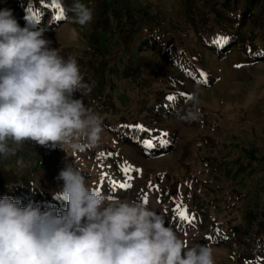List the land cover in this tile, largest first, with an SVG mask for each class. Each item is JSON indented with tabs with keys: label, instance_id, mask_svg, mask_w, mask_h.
<instances>
[{
	"label": "rangeland",
	"instance_id": "374dc122",
	"mask_svg": "<svg viewBox=\"0 0 264 264\" xmlns=\"http://www.w3.org/2000/svg\"><path fill=\"white\" fill-rule=\"evenodd\" d=\"M113 1L79 0L93 12L92 21L80 25L72 12L60 20L56 15L33 23L22 0H0V8L12 9L21 27L27 26L23 23L25 11L30 30L45 28L53 48L77 59L88 90H96L90 87L97 84L102 90H113L114 75L123 65L131 66L129 79L125 74L120 76L121 94L115 98L117 107L122 103L130 106L123 107L129 109L125 113L112 107L110 94L100 106L88 105V94L74 93L102 117L104 131L98 147L74 155L58 146L43 150L23 145L14 156L0 157L5 168L0 171L2 181L10 178L13 183L42 185L45 193L57 188L59 192L63 182L56 177L66 163L75 160L89 185L98 188L105 171L110 179L124 182L127 176L119 169L127 162L142 170V174H130L132 187L117 188L113 193L109 180L103 193L142 201L147 194V206L163 215L166 226L189 246L199 243L213 249L215 264H264V245L259 242L255 246L257 224L264 223V55L260 56L264 53V0H255L250 10L254 17L249 23L242 21L235 45L216 55L200 31L205 30L201 20L221 0H117L112 9ZM75 2L56 3L65 12ZM36 5L31 1V8ZM134 13L139 19L143 14L153 19V27L167 43L161 40L160 49L151 47L143 34L147 30L131 35L128 30ZM120 26L123 30L118 31ZM246 48L254 52L246 54ZM201 71L206 73L207 83L202 82ZM197 89L200 118L179 120L178 113L183 115L193 108L191 100L180 94L191 96ZM169 95L175 96L178 104L161 116L163 122H152L157 135L167 133L163 139L169 141V147L146 154L143 145L122 141L115 125L128 121L143 125L146 113L158 112L161 103H171ZM129 112L133 114L130 119ZM100 151L119 155L106 157L102 169ZM149 182L159 185V191L149 189ZM176 203L195 214L193 224L179 220L173 211Z\"/></svg>",
	"mask_w": 264,
	"mask_h": 264
},
{
	"label": "clouds",
	"instance_id": "9594fccd",
	"mask_svg": "<svg viewBox=\"0 0 264 264\" xmlns=\"http://www.w3.org/2000/svg\"><path fill=\"white\" fill-rule=\"evenodd\" d=\"M66 12L80 25L93 19L79 0ZM45 33L21 27L12 9L0 8V157L27 141L74 155L101 143L102 117L74 97L88 90L77 59L61 55ZM198 92L179 120L200 118ZM56 179L63 182L56 194L67 205L62 211L0 198V264H215L209 245L189 246L142 200L90 186L75 160Z\"/></svg>",
	"mask_w": 264,
	"mask_h": 264
},
{
	"label": "trees",
	"instance_id": "16d2710c",
	"mask_svg": "<svg viewBox=\"0 0 264 264\" xmlns=\"http://www.w3.org/2000/svg\"><path fill=\"white\" fill-rule=\"evenodd\" d=\"M25 1L23 2L22 0V2L24 3L23 7L27 6V8H30L32 12V16H35V19H31V22L33 23H38V22L40 23L45 17H51V16L55 17L56 15L59 14V10L53 7L54 0H25ZM31 1L36 2L37 3L36 6L38 7L35 6L31 8ZM58 1L59 0H55V3ZM116 2L117 0H114L113 2H111L110 7L113 6L112 9H114V7L117 6ZM254 3H255V0H221L220 2H217L212 6L215 8V10L209 11V13L207 14V17L205 16V18L201 20L202 26L205 30H207V32L205 30L200 31L201 37H203V39L208 43L206 45L214 48L215 51H213L212 55H216V53L220 52L221 49L223 48H229L230 46L233 47L235 45L236 40L238 38L237 33H238V30L242 26L241 25L242 21L249 23L252 21V17H254L253 14L250 13V10L253 9ZM21 10L23 12V10L25 9L22 8ZM29 14L31 15V13ZM24 17L25 19L23 23L27 25L29 28L30 23H29V20L27 21L25 11H24ZM142 17L143 18L139 19L138 15L134 13V18H131V24H130L131 26L128 32L131 35H137V34H141L144 30H147V31H144L143 34L146 33L147 35L146 37L147 39L150 40L151 44L153 42L152 45L149 42L150 46L157 47L156 49H160L159 44L167 43V40L166 39L162 40L159 37V29L157 27L156 28L153 27V25H155L153 19L149 18L147 14H143ZM237 22L239 24L238 26H236ZM121 28L122 27L120 26V27H117L116 29H118V31H121ZM219 37H226L227 40L225 42H220L217 39ZM161 40H162V43H161ZM198 46H200V43L198 44ZM251 52H254V51L248 52V49L246 48V54H249ZM261 55H264V53H261L260 56ZM132 61H130L129 64L135 63ZM125 65H123V68L119 70L120 72H117V74L114 75L115 77L112 76L114 77V79L116 78L113 83V85L115 86L113 90L111 91L107 89L102 90L98 88V84L97 86L92 85V87H90V88L95 87L96 90L94 91L88 90L87 92L88 95L87 94H86L87 96L84 95L86 99L89 100L88 105H93L94 103H97V105H100V106L105 105L104 104L105 102L103 103V101H105V99H107L108 94H110L109 97L111 99H114V100H109L112 107H116V109L120 113H125L126 111H129V109H123V107H126V108L130 107L129 105H126L125 103L121 102L122 103L121 107L120 106L117 107L115 104V98L118 99L117 93L118 92L120 93V90L118 88L120 86L119 84L122 81L120 76L123 75L125 77L126 75V79L130 78V76H128L127 74L128 72H130L131 66L130 65L125 66ZM196 73L198 74L197 71ZM99 98H101L102 102L101 101L97 102ZM176 104H178L177 100L171 101V103H168V104L167 102L161 103L160 109L158 110V112H150V113L145 114L146 116L144 117L145 120L143 122V125L147 129H151L152 130L151 132H142L133 127H129V125H135L138 123H134L128 120H127L128 121L127 123L125 122L123 124L121 123L117 124L119 127L115 125L116 128L114 129L118 131L120 130V138L122 139V141H126L132 146L133 145L136 146L138 143L139 145H143L144 148H146L143 141L147 139H152L154 147H152L151 149L146 148L147 150L146 154L162 152L164 151L165 148L169 147V141L166 139H163V140H166L167 143L165 144L162 142V139L160 138V136L157 135V133L154 131L155 129L154 127H152V122H155L154 120H157V121L159 120V122H163V120L161 119L162 118L161 116L165 115V112L173 109V107ZM127 115L130 119L132 118L131 115L133 114L129 112ZM24 145L29 146V147H36V148L40 147V149H43V150H50V148H52L51 146H48V147L41 146L32 141H27ZM3 169L5 168H3V164L0 163V171H2ZM4 179L5 181L3 182L2 181L3 178L0 175V198H2L3 196H11L12 198L19 200L22 207L26 206L30 201L37 202L41 204L42 211L45 210V208H50V207H54L62 211L67 206L64 201L56 197V194L58 193L56 191L58 190V188L54 191H51L50 189L49 193H45L43 189L44 186L42 185H39L37 187L36 185H32L30 182H24V181L18 180L13 183L11 182L10 178H4ZM40 182H41V179H40ZM42 184L45 185L44 182H42ZM255 232H256L255 236H257V238L255 239L256 241L255 246H258L257 244L259 242H261L260 244L261 246L264 245V223L263 222L257 224V228ZM258 236L259 238L261 237V239H258ZM256 254H258V252H256Z\"/></svg>",
	"mask_w": 264,
	"mask_h": 264
},
{
	"label": "snow or ice",
	"instance_id": "6c2138e0",
	"mask_svg": "<svg viewBox=\"0 0 264 264\" xmlns=\"http://www.w3.org/2000/svg\"><path fill=\"white\" fill-rule=\"evenodd\" d=\"M53 7L57 8L59 10V14L56 16V19L57 20H60L64 17L65 15V12H64V9L60 6V4L58 3H55V0L53 2ZM28 13H31V9L29 8L27 10ZM29 19H35V16H32V15H29L28 17ZM220 42H225L227 40L226 37H219L217 38ZM237 67H239V65H237ZM199 75L203 78L202 82L203 83H207V76H206V73L204 72H200ZM181 96H185L187 97L188 99H190L191 97L190 96H187V94L185 93H181L180 94ZM167 100L168 101H175L176 100V97L173 96V95H169L167 97ZM129 127H133L139 131H142V132H151L152 130L151 129H147L144 125H141V124H135V125H129ZM167 136V133L166 132H161L160 133V138L162 139V142L163 143H167L166 140H163L164 137ZM144 145L146 148L148 149H151L152 147H154V144H153V140L152 139H147V140H144L143 141ZM119 154L118 153H113V152H105V151H100L98 153V159L100 160V167L103 169L104 168V159L106 157H112V156H118ZM109 167H111L109 165ZM122 173H124L126 176H127V179L124 180V182H118L116 181L115 179H110L109 176H108V173L105 171V172H102V175L100 177V187H98V189L100 191L103 190V187L105 185V182L106 181H109L110 180V184H109V187L111 189V191L113 193H115V190L117 188L119 189H130L132 187V176L130 174H142V170L141 169H135L132 165L128 164L127 162H123L120 166V169H119ZM148 188L149 189H152L154 191H159V185H155L153 186L151 184V182H149V185H148ZM114 196V195H113ZM143 202L145 204H148L149 203V197L147 194H145L144 198H143ZM175 215L179 218V220L181 221H184L188 224H193L195 222V214H189V210L187 208L186 205H182V203H176L174 209H173ZM250 264V262H249Z\"/></svg>",
	"mask_w": 264,
	"mask_h": 264
}]
</instances>
